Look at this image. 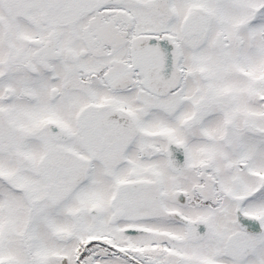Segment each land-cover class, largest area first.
<instances>
[{
	"label": "snow or ice",
	"instance_id": "1",
	"mask_svg": "<svg viewBox=\"0 0 264 264\" xmlns=\"http://www.w3.org/2000/svg\"><path fill=\"white\" fill-rule=\"evenodd\" d=\"M0 264H264V0H0Z\"/></svg>",
	"mask_w": 264,
	"mask_h": 264
}]
</instances>
